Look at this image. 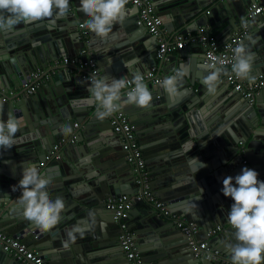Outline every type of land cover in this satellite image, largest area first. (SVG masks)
<instances>
[{"label":"water","instance_id":"obj_1","mask_svg":"<svg viewBox=\"0 0 264 264\" xmlns=\"http://www.w3.org/2000/svg\"><path fill=\"white\" fill-rule=\"evenodd\" d=\"M152 1L170 35L178 29L176 32L189 31L182 28L192 23L197 29L212 17L215 25L230 33L238 28L250 4L264 0ZM131 7L125 22L116 24L103 39L87 29L88 18L80 10L79 0H71L65 16L54 15L29 25L21 23L11 32L0 33V91L7 94L15 90L6 101L0 100L4 106L0 118L6 121L12 113L22 122L15 145L0 151V231L35 249L47 264H127L122 248H118L119 224L105 200L134 193L138 185L125 152L120 151L121 136L113 130V114L104 120L97 117L90 81L76 73L57 72L35 94L25 95L22 88L34 69L67 56L84 60L86 55L79 52L87 47L99 69L96 78L130 79L131 73H144L152 67L163 76L179 69L186 72L179 96L169 97L160 87L161 82H146L153 95L151 107L125 105L120 110L134 125L153 194L172 213L196 224L195 238L199 241L206 238L207 231L222 225L224 230L212 235L208 245L231 259L225 245L235 243L234 230L227 222L234 201L224 196L223 179L235 177L247 167L256 170L264 181V105L258 96L250 103L237 92L227 97L221 92L210 96L203 83L208 75L203 49L189 56L190 45L157 60V38L136 23L137 7ZM253 21H264V12L248 21L251 32ZM82 30L86 31L87 42L79 38ZM64 35L67 39L63 41ZM251 36L256 41L251 44L256 68L264 69V31ZM182 57L185 61L179 62L177 58ZM260 90L264 94V87ZM43 93L46 96L42 97ZM62 139L59 157L46 159L53 145ZM181 156H185L182 162H170ZM30 163L50 180V196L65 202L61 221L49 231H41L24 217L19 203L21 190L13 191L22 178L23 165ZM138 202L143 201L134 203ZM134 203L126 224L136 217ZM70 210L77 223L85 225L74 232V243L68 232L77 227L65 228L72 218ZM140 215L134 219L139 224L133 233L143 264H223L204 255L194 256L187 237L171 220L156 212ZM0 264L22 263L0 249Z\"/></svg>","mask_w":264,"mask_h":264},{"label":"clouds","instance_id":"obj_2","mask_svg":"<svg viewBox=\"0 0 264 264\" xmlns=\"http://www.w3.org/2000/svg\"><path fill=\"white\" fill-rule=\"evenodd\" d=\"M129 0H79L80 10L88 18L85 25L95 36L106 38L116 24H123L129 14ZM70 11V0H0V33L13 31L21 23L33 24L51 18L65 16ZM255 23V21H253ZM247 29L249 24L244 23ZM249 43L240 41L231 49V75L236 79L251 80L254 54L251 44L256 41L253 36L246 38ZM127 67V63H125ZM208 75L203 83L209 94H216L223 83L222 77L229 75L224 66V59L211 57L206 65ZM132 79L123 78H91L90 93L97 104V117L104 120L119 111L125 105L140 108L151 107L153 95L139 71L131 73ZM186 72L179 69L173 75L166 76L160 87L169 95L177 97ZM129 84L134 85L129 90ZM33 94V93H32ZM0 103V114L3 113ZM22 122L12 113L5 121L0 118V151L11 149L16 143V133ZM70 131V129H66ZM22 178L13 191L21 190L19 203L23 207L24 217L34 223L41 231H49L59 224L65 211L62 198L53 199L48 191L50 180L43 175L39 167L30 163L23 165ZM202 191V190H201ZM222 192L234 203L227 214V222L234 230L235 243L225 245L231 256V264H264V181L259 173L245 167L241 174L227 176L223 179ZM68 232V238L75 242L74 232ZM69 246L68 241L64 247Z\"/></svg>","mask_w":264,"mask_h":264},{"label":"built area","instance_id":"obj_3","mask_svg":"<svg viewBox=\"0 0 264 264\" xmlns=\"http://www.w3.org/2000/svg\"><path fill=\"white\" fill-rule=\"evenodd\" d=\"M128 5L137 7L136 23L144 26L148 33L157 38V60H161L166 55L172 54L174 51L182 50L187 46L198 45L204 50V63L208 64L213 56L224 59V66L229 71V75H225L227 83L241 97L249 99L250 103L254 101L258 91L264 87V72L258 73L251 81L236 79L230 72L232 63L231 58L233 55L231 49L248 34L249 29L244 27V23H248L255 15L264 11V1L255 2L248 6L237 30L226 40H219L206 26H199L194 32H177L169 35L165 32L162 19L156 13L152 0H129ZM79 26H83V23H79ZM79 38L87 42L85 30L80 32ZM79 54H85L86 58L81 60L78 57H63L52 61L46 67L36 68L31 71L28 79L22 85L23 93L25 95L34 93L42 83H45L51 79L54 74L60 71L79 74L88 81L93 77L96 78L99 74V69L92 53L87 47H83ZM142 74L145 83H160L166 77L157 75L156 67H152ZM131 79L132 78L128 80L131 81ZM132 86L134 85L129 84V88L125 89L124 92L129 90ZM13 93V91H10L4 94L0 91V100L6 101L8 96ZM111 123L114 132L121 136V148L125 152L126 161L132 166L135 172V182L138 185V190L134 193H123L117 197H109L105 200L106 208L114 211V219L119 224V241L127 264H143L142 257L135 244L134 233L128 229L125 222L133 203L138 200L151 205L158 216L171 220L175 227L187 237L194 256L204 255L208 259L218 260L223 264H231L230 258L218 249H211L207 241L216 232L224 230V227L222 225H216L205 233V239L200 241L197 240L195 238L197 232L196 224L192 221H187L184 217L172 213L168 205L158 199L151 191L149 171L135 135L134 125L130 122L129 118L119 110L113 113ZM74 126L77 127L78 124L74 123ZM63 142L64 140L62 139L54 144L51 153L46 156V159L59 157L58 151ZM43 164V162H40V165ZM228 226L230 225L228 224ZM0 249L10 252L12 256L19 259L22 264H47L35 249L28 247L18 238L7 235L1 231ZM145 264L152 263L148 262Z\"/></svg>","mask_w":264,"mask_h":264},{"label":"crops","instance_id":"obj_4","mask_svg":"<svg viewBox=\"0 0 264 264\" xmlns=\"http://www.w3.org/2000/svg\"><path fill=\"white\" fill-rule=\"evenodd\" d=\"M259 2V1H258ZM70 3H71V0H70ZM128 7H131L132 5H127ZM132 10V7L131 8H129V14H131L130 13V11ZM264 12V11H263ZM219 13V12H218ZM205 21V20H204ZM189 23V22H188ZM215 23H216V19L214 18V17H212L211 19H209V21L207 22V24H202L201 26H206L207 28H208V30H210L214 35H216L217 37H218V39L219 40H226V39H228L229 38V35L231 36L236 30H232L230 33H228L227 31H225V30H223L222 29V27L223 26H220V25H215ZM182 29H185V30H189L190 32H194L195 31V29H196V25H195V23H192V24H190V25H188V27L186 26L185 28H182ZM253 31L251 32V26L249 27V32H248V34L245 36V38L244 39H246L247 38V36H250V35H252L253 33L254 34H260V32L263 30L264 31V21H256V23L253 25ZM179 30V29H178ZM178 30H176V31H178ZM68 31L69 32H71L72 31V29L71 28H69L68 29ZM174 32V33H177V32ZM67 32V31H66ZM186 32H188V31H186ZM168 34V33H167ZM64 38V39H63ZM63 38H62V40L64 41V40H66L67 39V36L66 35H64L63 36ZM247 40V39H246ZM63 44V43H62ZM62 44L60 43V49H62L63 50V48L61 47L62 46ZM250 47H251V49L253 48V45H250ZM201 47L200 46H198V45H192L191 46V51H190V53H187V54H189V56H191V54L192 55H195V54H200V51H201ZM177 52L178 51H174L172 54H177ZM67 57H69V56H67ZM75 57V56H74ZM58 59H60V58H58ZM58 59H56V60H58ZM178 59V61L179 62H181V61H185V57H182V58H177ZM55 61V60H54ZM52 62V61H51ZM51 62H49L48 63V65L51 63ZM256 64H257V61H256V59H254V62H253V68H252V72H251V80L257 75V73L258 72H264V69H261L260 67L259 68H256ZM151 69V68H150ZM260 69V70H259ZM60 72H64V73H67V72H65V71H60ZM55 75V74H54ZM53 75V76H54ZM164 76H166V74H164ZM222 80H223V83L220 85V87L218 88V91H217V93L216 94H218V93H222V95H224V97H227V96H230V95H232L235 91L233 90V88L227 83V81H226V79H225V75L222 77ZM251 80H249V79H244V81H251ZM44 83H42L41 85H43ZM40 85V86H41ZM39 86V87H40ZM38 87V88H39ZM37 88V89H38ZM196 90V89H195ZM11 91H13L14 93H15V90L12 88V90ZM260 91L261 90H259L258 91V93L256 94V96H258V100H260V103L262 104V105H264V94L263 93H260ZM206 92L208 93V91H207V89H206ZM13 93V94H14ZM35 93H37V90L33 93V94H35ZM12 94V95H13ZM44 95H42V97L43 96H46V94L45 93H43ZM209 94V93H208ZM210 96H211V94H209ZM238 99V97H236V100ZM195 109V108H194ZM191 127V126H190ZM192 128H193V126H192ZM231 131L233 132V133H235V130H233L232 128H231ZM219 137H222L221 135H219ZM210 139V138H209ZM120 147V146H119ZM193 148L194 147H192V148H190V152H192V150H193ZM120 151H122V149H121V147H120ZM185 158V156L183 157V156H181L179 159H171V161L170 162H182L183 161V159ZM161 164V162L160 163H158V165H160ZM154 165V164H153ZM134 204H137L136 206H135V208H134V210H135V212H136V217H133L132 219H133V221L132 222H128V224H127V227H128V229H130L132 232L134 231V229H135V227L139 224V221H135L134 219L135 218H137V217H139V216H141L140 214H141V212L143 213V212H145V211H147V212H151L152 214H155V211H154V209L150 206V205H148V204H146V203H143V202H138V203H134ZM69 213H72V218L71 219H68V224L65 226V228L66 229H68V230H71V229H73L75 226L77 227V228H79L80 230L81 229H83V227L85 228V225L83 224V223H77V217H75V216H73L74 215V212H73V210H70L69 211ZM77 223V224H76ZM220 225V224H219ZM138 231V230H137ZM62 235L63 234H65V233H61ZM135 237H137L136 235H134ZM139 237H141V239L142 238H144V236L142 235V236H139ZM135 243L137 244V242H136V240H135ZM138 245V244H137ZM118 248H121L120 247V244L118 245ZM106 250V249H105ZM148 255H150V254H148ZM91 262V261H90ZM123 263H125L124 261H123ZM74 264V263H73Z\"/></svg>","mask_w":264,"mask_h":264}]
</instances>
